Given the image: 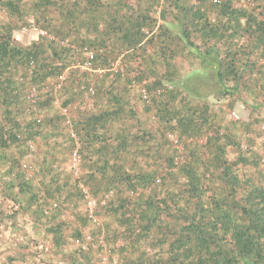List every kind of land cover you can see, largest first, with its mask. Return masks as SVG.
<instances>
[{"label":"trees","instance_id":"1","mask_svg":"<svg viewBox=\"0 0 264 264\" xmlns=\"http://www.w3.org/2000/svg\"><path fill=\"white\" fill-rule=\"evenodd\" d=\"M0 243V264H264V0H0Z\"/></svg>","mask_w":264,"mask_h":264},{"label":"built area","instance_id":"2","mask_svg":"<svg viewBox=\"0 0 264 264\" xmlns=\"http://www.w3.org/2000/svg\"><path fill=\"white\" fill-rule=\"evenodd\" d=\"M214 2H220L222 0H213ZM244 3V2H242ZM241 5V3H240ZM29 30V29H28ZM27 29H23L22 32L17 33L15 36V39L17 42H22V35L24 33H26L28 31ZM39 32V31H38ZM95 59V54L93 52H88L87 56H86V61L84 62V64H82L80 67L84 68V69H95L96 74L99 77H102L105 73H106V69H102V68H94L93 66V62ZM110 72H114L117 73L119 72V62L115 63L113 65V67L109 70ZM61 81L64 82L65 81V75L61 77ZM132 86L133 87H137L139 88V91L142 95V99L145 101L146 104H150V95H149V91L148 89L143 86V85H139L135 80L132 81ZM80 90L84 91L86 93L87 96H94L95 95V90L92 87L83 85L80 87ZM37 93L36 88H32L30 90V98H32V100H35V95ZM228 117L230 119H234V120H240L239 114L236 110L231 111L228 115ZM67 123H70V121H67ZM31 150L35 151L36 150V146L35 145H31ZM80 162H81V158L79 155L78 150H75L74 153L72 154V158L70 161V168L74 171L75 175L78 176L79 175V171H80ZM84 192L86 194V199H87V209L89 210V213L93 216L94 211L97 207V201L95 199H93L88 191V189L84 188ZM108 260L109 258L106 257L105 262H107L108 264ZM112 262L113 264H122L120 262V260L116 257L112 258Z\"/></svg>","mask_w":264,"mask_h":264},{"label":"rangeland","instance_id":"3","mask_svg":"<svg viewBox=\"0 0 264 264\" xmlns=\"http://www.w3.org/2000/svg\"><path fill=\"white\" fill-rule=\"evenodd\" d=\"M38 36H39L38 30H36L34 28L30 29L22 35V42L24 44H29L30 42L36 40L38 38ZM81 71H83L82 72L83 74L80 77L81 78L80 81L85 83V85L92 87L93 89L96 90V85L98 83V80H100V77L96 74L95 69H84V68H82ZM66 78H67V74L65 75V79ZM83 96H84V98L88 104L91 103L95 97V95L91 96V97H89L87 95H83ZM60 105H61V102L59 100L57 102L56 106L59 108ZM76 107H77V104L72 106V108L70 110H63L62 111L63 115L68 116L70 114H73L75 112ZM234 110H236L238 112L240 120L245 121L247 119L248 112L245 111L243 106L237 104ZM1 244L2 243H0V248H1ZM102 264H107V262H105V260H104V262H102Z\"/></svg>","mask_w":264,"mask_h":264}]
</instances>
